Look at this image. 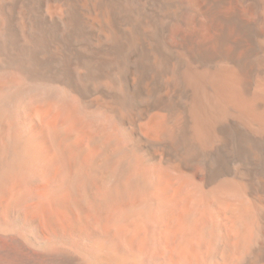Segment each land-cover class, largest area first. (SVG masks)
<instances>
[{
	"label": "bare ground",
	"instance_id": "6f19581e",
	"mask_svg": "<svg viewBox=\"0 0 264 264\" xmlns=\"http://www.w3.org/2000/svg\"><path fill=\"white\" fill-rule=\"evenodd\" d=\"M0 264H264V0H0Z\"/></svg>",
	"mask_w": 264,
	"mask_h": 264
}]
</instances>
